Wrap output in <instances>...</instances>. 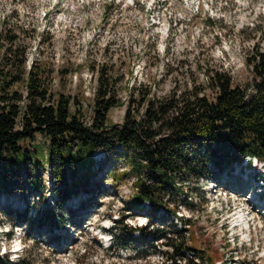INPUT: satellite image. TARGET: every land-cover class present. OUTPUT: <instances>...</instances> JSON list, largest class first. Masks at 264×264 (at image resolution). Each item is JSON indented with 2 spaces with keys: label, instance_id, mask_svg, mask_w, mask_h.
Masks as SVG:
<instances>
[{
  "label": "rangeland",
  "instance_id": "obj_1",
  "mask_svg": "<svg viewBox=\"0 0 264 264\" xmlns=\"http://www.w3.org/2000/svg\"><path fill=\"white\" fill-rule=\"evenodd\" d=\"M261 49L264 0H0V69L9 71L11 78L25 77L20 61L26 60L25 71L34 64L55 99L64 95L81 103L87 123L101 72L113 81L122 103L109 112V123L121 124L130 97L136 108L148 90V99L159 101L175 96L180 102L196 94L214 98L208 82L215 72L229 75L232 87L251 93L252 57ZM12 90L26 95L22 82ZM138 109L142 113L144 104ZM33 144L46 151L41 135L23 146L32 148ZM115 148L123 151L119 145ZM92 158L104 170L65 202L60 226L49 218L55 213L57 194L48 167L35 171L34 178L38 176L43 186L38 190L25 172L9 176L0 188V261L171 264L166 262L171 252L164 244L167 239L139 247V255L121 247L116 232H107L119 215L128 225L164 229L172 239L174 227L182 228L170 214L155 221L151 214L130 208L134 181L139 177L149 183L151 179L144 162L131 168L125 158L105 156L102 151L94 152ZM241 163L239 167L244 160ZM234 167H210L213 177L199 178L200 190L183 186L191 204L175 205L182 219H190L189 229L197 233L198 243L188 245L197 254L204 249L205 259L213 257V262L223 264H264V212L257 213L255 208L252 216L244 211L241 202L246 197L238 200L234 193L244 191L232 181L236 179ZM225 174L227 187L222 189ZM178 178L180 186L189 179L187 175ZM192 180L190 186L195 183ZM95 181L98 192L93 194ZM218 188L220 195L214 193ZM241 214L252 216L249 232L232 228V222L240 227L245 224L244 220L239 223ZM181 259L178 262L183 264ZM184 259L199 262L189 253Z\"/></svg>",
  "mask_w": 264,
  "mask_h": 264
},
{
  "label": "trees",
  "instance_id": "obj_2",
  "mask_svg": "<svg viewBox=\"0 0 264 264\" xmlns=\"http://www.w3.org/2000/svg\"><path fill=\"white\" fill-rule=\"evenodd\" d=\"M13 53L17 57L19 50ZM20 63L25 77L14 75L11 78L9 71L0 69V188L6 185L9 176L25 172L33 177L31 186L41 189L40 179L34 178L35 171L41 166L48 167L57 194L53 201L55 213L49 218L60 226L58 219L65 202L83 189L98 171L104 170L93 160L94 152L125 158L131 168L144 162L151 179L149 183L139 177L134 181L130 208L147 212L154 220L174 215L183 229L174 227L172 234L176 237L172 239L164 229L132 227L119 215L112 222L111 232L117 233L120 246L130 247L140 255L139 247H149L167 239L164 244L171 252L165 253L166 262L181 264L178 261L182 258L183 264H214L213 257L210 261L205 259L204 249L197 254L188 246L191 242L198 243L197 233L189 229L190 219L184 220L177 215V205L187 207L191 204L183 186L200 190L198 179L213 177L210 167L220 170L234 162H242L247 156L264 164V49L256 50L252 57L251 93L232 87L229 75L215 72L208 82L215 92L214 98L209 100L196 94L180 102L175 101V96L159 101L148 99V90L142 94V104H137L136 108L130 97L122 123L114 125L109 123L108 114L122 103L113 89V81L104 77L103 72L97 78L90 122L87 123L80 102L64 95L55 99L44 86L35 65L29 64V70L25 71L26 60ZM18 82L26 85V95L12 90ZM143 104L145 109L139 113L138 106L141 108ZM37 135L46 141L45 152L37 144L32 148L23 146L35 141ZM115 145L121 146L123 151H117ZM186 175L187 184L178 185V177ZM192 179L195 183L190 186ZM93 183L91 191L95 194L98 188L96 181ZM144 202L149 208L144 207ZM159 208L165 209L163 215ZM18 215L22 217L21 213ZM187 253L199 262L184 259ZM4 262L7 261L1 260L0 264ZM25 263V259L17 262Z\"/></svg>",
  "mask_w": 264,
  "mask_h": 264
},
{
  "label": "bare ground",
  "instance_id": "obj_3",
  "mask_svg": "<svg viewBox=\"0 0 264 264\" xmlns=\"http://www.w3.org/2000/svg\"><path fill=\"white\" fill-rule=\"evenodd\" d=\"M239 187H240V189H241V188H244V187H242V186H239ZM234 193H235V196H236V197L239 196V199H238V200H241L240 198L243 197V196L246 197L245 189H244V191H241V190L237 189V190H235ZM240 193H241V195H240ZM245 199H246V198H245ZM245 199H243V201H242L241 203L244 204V205H250V203H243V202L245 201ZM241 215H243V216H241L242 219H241V221L239 222L240 224H242V222H244V221H245V222L248 221L247 219H249V221L247 222V223H249L250 220H251L250 217L253 216L252 214H251L252 216L248 214V215H249L248 217L246 216L247 214H246V215H245V214H241ZM253 219H254V218H253ZM243 220H244V221H243ZM250 223H251V222H250ZM250 223H249V225H250Z\"/></svg>",
  "mask_w": 264,
  "mask_h": 264
}]
</instances>
